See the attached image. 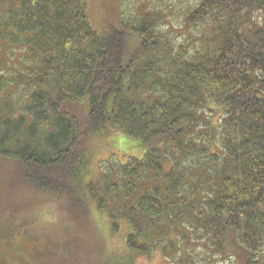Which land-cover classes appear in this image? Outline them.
Returning a JSON list of instances; mask_svg holds the SVG:
<instances>
[{
    "label": "trees",
    "instance_id": "1",
    "mask_svg": "<svg viewBox=\"0 0 264 264\" xmlns=\"http://www.w3.org/2000/svg\"><path fill=\"white\" fill-rule=\"evenodd\" d=\"M118 132L145 156L93 196L132 255L264 264V0H0V157L87 209ZM11 223L0 264H46Z\"/></svg>",
    "mask_w": 264,
    "mask_h": 264
},
{
    "label": "rangeland",
    "instance_id": "2",
    "mask_svg": "<svg viewBox=\"0 0 264 264\" xmlns=\"http://www.w3.org/2000/svg\"><path fill=\"white\" fill-rule=\"evenodd\" d=\"M88 146L89 162L87 159L82 173L87 209L78 208L75 200L52 201V197L24 178L20 161L0 157V231L10 229L11 221L25 226L34 246L43 244L37 252L46 256V264H170L161 250L151 256L132 255L126 242L125 222L113 234L108 213L98 210L93 196L101 195L106 174L118 179L120 167L132 158L141 159L145 151L122 132L110 138L92 136ZM92 182L98 184L93 194L88 191ZM149 186L150 183L146 188Z\"/></svg>",
    "mask_w": 264,
    "mask_h": 264
}]
</instances>
